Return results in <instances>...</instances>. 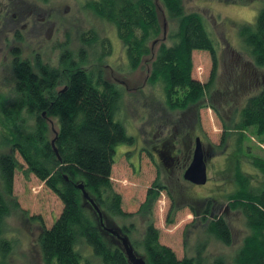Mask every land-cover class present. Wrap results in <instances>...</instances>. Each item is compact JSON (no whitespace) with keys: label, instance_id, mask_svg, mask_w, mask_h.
Returning a JSON list of instances; mask_svg holds the SVG:
<instances>
[{"label":"rangeland","instance_id":"rangeland-1","mask_svg":"<svg viewBox=\"0 0 264 264\" xmlns=\"http://www.w3.org/2000/svg\"><path fill=\"white\" fill-rule=\"evenodd\" d=\"M88 1L91 0H51L50 3L56 16V56L61 54L60 44L67 42L72 59L80 62L82 69L95 76L101 75L116 86L122 95L116 118L134 138L132 145L116 148L111 176L113 189L121 196L122 210L131 216L118 220L115 227H107L119 232L118 226H134L135 231L129 237L120 235L130 238L136 251L143 254L141 241L147 222L151 221L159 232V243L172 249L179 260L194 258L201 251L207 264L216 259H223L225 264H237L236 257L244 239L252 233L243 213L230 208L229 196L238 187L235 179L238 161L245 176L251 179V186L264 188V175L253 165L251 157H246L253 155L264 159V135H259L255 127L248 128L243 131L242 148H239L236 141L239 133L233 129L248 99L264 88V67L254 63L250 49L240 37V30L243 25L255 22L264 8V0H183L187 14L199 13L204 18L216 41L218 56L216 81L211 90L202 101L185 109L167 105L163 83L152 84L150 81L152 64L160 46L163 43L172 46V35L178 28L177 21L161 0H154L161 33L150 44V55L143 58L136 70L129 65L126 49L118 39L115 27L94 16L86 8ZM41 6L44 8L42 15L46 8ZM92 30L98 32L100 39H110L112 48L109 51L101 48V41L93 45L81 41L82 35ZM50 47L52 45H47L44 50ZM107 52L110 54L105 56ZM58 69L64 73L67 68ZM212 72L211 54L195 51L192 77L206 85ZM67 77L62 75L59 81ZM64 86L65 81L58 89L63 90ZM13 87L14 81H0V93L6 96L11 94ZM47 121L49 137L53 139L58 124L56 119L48 118ZM197 138L201 139L208 168V181L203 186L184 179ZM160 139L169 142L177 151L174 166H166L157 157L156 162L152 161L139 150L141 141L151 146ZM9 150L0 136V154ZM15 156L22 167L15 175L14 190L8 198L10 211L0 236V240L8 241L11 247L7 253H4V247L0 248V264H44L39 236L43 227L51 228L59 218L63 203L44 182L26 173L27 165L18 152ZM157 181L164 189L159 190L149 211L143 206L148 200V190L158 189ZM82 198L90 210L92 204L83 193ZM207 206H211L210 220L215 216L226 220L232 231L231 245L208 235L206 224L195 216L192 207L201 216ZM107 232L109 234L102 231L103 236L106 239L113 237V244L122 247L119 237ZM79 250L85 259L100 264L91 247L81 244Z\"/></svg>","mask_w":264,"mask_h":264},{"label":"trees","instance_id":"trees-1","mask_svg":"<svg viewBox=\"0 0 264 264\" xmlns=\"http://www.w3.org/2000/svg\"><path fill=\"white\" fill-rule=\"evenodd\" d=\"M161 2L177 21L178 28L172 35L173 45L163 43L160 46L152 64L150 81L152 84L163 83L167 105L185 109L202 101L216 81L217 45L202 15L187 14L183 0ZM86 8L115 27L118 39L126 49L129 65L136 70L143 58L150 55V44L161 33L154 0H91ZM240 37L250 49L256 66L264 67V8L254 23L241 27ZM81 41L86 45L101 41L98 43L105 52L112 48L110 39H100L95 30L83 34ZM195 51L211 54L213 72L206 85L192 77ZM109 54L107 52L105 56ZM81 66L72 59V74L62 81H59V75L56 81H14L9 96L0 93V136L10 147L9 152L0 154V236L10 211L8 198L14 190L15 175L22 167L15 156L18 152L27 165L26 173L44 182L64 207L52 227H43L40 233L44 264H93L90 258L85 259L81 254V244L91 247L100 264H129L123 248L113 244V237L106 239L103 236L101 219L88 203L90 210L85 207L86 201L77 185H84L89 197L100 208L107 226L115 227L118 220L128 219L131 214L122 210L121 196L114 191L111 176L116 148L132 145L134 138L116 118L121 92L101 75L87 73ZM21 73L27 77L30 71L24 68ZM63 81L65 86L59 90ZM48 118L56 119L58 124L53 139L49 137ZM251 127L264 135V88L248 99L239 122L233 127L239 133L236 139L239 148H242L243 131ZM53 140L58 155L52 146ZM246 157H251L253 165L264 175V159L253 155ZM235 173L238 187L229 196L230 208L243 213L252 231L244 239L236 263L264 264V188L251 186V179L245 176L240 161ZM156 183L158 189L148 190V200L143 206L149 211L159 190L164 189L159 181ZM192 208L200 222L206 224L208 235L225 245L232 244V231L226 220L216 216L209 219L211 206H207L201 216L195 207ZM118 229L128 237L135 231L134 226L127 224ZM132 246L135 249L133 243ZM2 247L7 253L11 243L0 240ZM141 247L143 254L135 251L147 264H207L201 251L194 258L179 260L172 249L159 243V232L151 221L147 222ZM212 264L225 262L216 259Z\"/></svg>","mask_w":264,"mask_h":264},{"label":"flooded vegetation","instance_id":"flooded-vegetation-1","mask_svg":"<svg viewBox=\"0 0 264 264\" xmlns=\"http://www.w3.org/2000/svg\"><path fill=\"white\" fill-rule=\"evenodd\" d=\"M50 1L0 0V71L3 72L0 81H56L57 75L71 76L72 57L67 42L60 44L61 54L56 56V16ZM41 5L46 8L42 15ZM47 45L52 47L44 50ZM62 66L67 68L64 73L58 69ZM24 68L30 71L27 77L21 73ZM173 148L160 139L151 146L141 141L139 150L152 161L156 162L157 157L166 166H174L178 154ZM100 225L102 231L109 234V226L102 222Z\"/></svg>","mask_w":264,"mask_h":264},{"label":"water","instance_id":"water-1","mask_svg":"<svg viewBox=\"0 0 264 264\" xmlns=\"http://www.w3.org/2000/svg\"><path fill=\"white\" fill-rule=\"evenodd\" d=\"M52 146L55 149V152L58 155V152L55 148V141H52ZM184 179L194 185L203 186L208 181V168H207V162L204 154V149L202 146V142L200 138H197L196 140V147L194 150L193 158L191 161V164L186 169L184 173ZM77 188L80 189L83 193V196L86 200H88L92 204V208L96 211L99 218L101 219V222L103 225H105L102 212L100 208L96 205V203L89 197V194L86 192L84 185L79 184L77 185ZM107 230L119 237L122 243L123 250L126 254V257L128 259L129 264H147L146 260L138 255L134 249V247L131 245V242L128 237L121 236L119 232L114 231L111 228H107Z\"/></svg>","mask_w":264,"mask_h":264}]
</instances>
